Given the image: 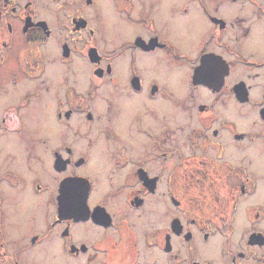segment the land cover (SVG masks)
<instances>
[{
    "label": "flooded vegetation",
    "instance_id": "obj_1",
    "mask_svg": "<svg viewBox=\"0 0 264 264\" xmlns=\"http://www.w3.org/2000/svg\"><path fill=\"white\" fill-rule=\"evenodd\" d=\"M36 250L264 264V0H0V264Z\"/></svg>",
    "mask_w": 264,
    "mask_h": 264
},
{
    "label": "rangeland",
    "instance_id": "obj_2",
    "mask_svg": "<svg viewBox=\"0 0 264 264\" xmlns=\"http://www.w3.org/2000/svg\"><path fill=\"white\" fill-rule=\"evenodd\" d=\"M226 11H229V7L226 9ZM175 30H176V34L178 35L179 39L182 41L181 43L178 44L179 51L185 52L186 50H188V46L184 45L185 44L184 42H186V40L195 41L196 36H198V33L196 32L197 30L192 25H191V27L188 25H185V27H183V28H179V25H178V27L176 26ZM180 32H181V34H180ZM188 32L190 33L189 35H187ZM188 37H192L193 39H190ZM228 109H229V107H228ZM220 110H221L220 115L223 116V118H229V110L224 111L225 109L222 110V107L220 108ZM169 117H170L169 124H170L171 128H176L178 125L187 126L186 124H188L190 122H191L190 124L194 123L193 121H191L189 119L188 115L184 112L177 113V114H170ZM49 171L50 170L46 166H40L36 169L35 172L36 173L38 172L41 175H43V174L49 175ZM50 183H51V181H50ZM42 199L43 198L38 199V200L42 201ZM43 210L44 209L42 207L40 210V214H42ZM34 257L36 258V260L38 259L37 258V250L33 251L32 253L28 252L26 254L25 259L28 262V264H36ZM58 264H62V263H58ZM77 264H84V262H83V260H78Z\"/></svg>",
    "mask_w": 264,
    "mask_h": 264
},
{
    "label": "water",
    "instance_id": "obj_3",
    "mask_svg": "<svg viewBox=\"0 0 264 264\" xmlns=\"http://www.w3.org/2000/svg\"><path fill=\"white\" fill-rule=\"evenodd\" d=\"M220 65V64H219ZM223 74L224 73H222L221 75H220V79L222 78V76H223ZM217 81V80H216ZM215 82V81H214ZM218 82V81H217ZM220 86V85H219ZM216 88H218V86L216 87ZM67 183L66 182H64V183H62V186H64L63 187V189H65V185H66ZM62 212H66L67 210H65L64 208L61 210Z\"/></svg>",
    "mask_w": 264,
    "mask_h": 264
}]
</instances>
